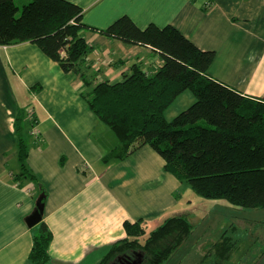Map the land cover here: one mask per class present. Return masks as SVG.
Instances as JSON below:
<instances>
[{
    "label": "crops",
    "instance_id": "0c3cea01",
    "mask_svg": "<svg viewBox=\"0 0 264 264\" xmlns=\"http://www.w3.org/2000/svg\"><path fill=\"white\" fill-rule=\"evenodd\" d=\"M69 1L83 8L84 36L92 48L86 65L94 84L119 82L136 64L151 73L161 65V55L150 47L103 32L129 15L142 28L173 25L199 48L214 50L210 77L264 99V0ZM87 89L79 74L66 73L37 44L0 45V264H33L39 226L30 228L26 219L42 190L43 221L53 235L49 264H98L126 237L124 221L141 220L149 232L167 217L194 209L179 202L182 182L150 145L125 159L106 160L119 139L82 96ZM29 96L26 117L22 102ZM19 115L39 131L38 138L26 132L28 165L38 182L17 177Z\"/></svg>",
    "mask_w": 264,
    "mask_h": 264
},
{
    "label": "trees",
    "instance_id": "16d2710c",
    "mask_svg": "<svg viewBox=\"0 0 264 264\" xmlns=\"http://www.w3.org/2000/svg\"><path fill=\"white\" fill-rule=\"evenodd\" d=\"M83 8L69 0H0V45L32 42L66 73L79 74L87 91L82 96L100 120L117 135L119 144L107 159H125L150 145L165 160V169L187 182L200 195L226 199L243 207H264V99L243 95L210 77L214 50H203L173 25L140 27L129 15L103 32L126 42L147 46L162 57L150 72L140 64L124 79L91 81L88 57L92 48L84 36ZM195 102L169 120L165 111L186 91ZM20 172L17 177L38 182L28 165V135L24 118H16ZM46 193L42 190L40 195ZM40 195L37 197L39 199ZM30 253L33 264H49L52 232L42 220ZM126 237L116 241L98 264L119 258L141 264H167L195 231L187 214L167 217L147 232L141 220L124 221ZM226 230L219 240L206 242L214 264H223L236 241Z\"/></svg>",
    "mask_w": 264,
    "mask_h": 264
},
{
    "label": "rangeland",
    "instance_id": "374dc122",
    "mask_svg": "<svg viewBox=\"0 0 264 264\" xmlns=\"http://www.w3.org/2000/svg\"><path fill=\"white\" fill-rule=\"evenodd\" d=\"M22 7L26 0H16ZM25 96V95H23ZM31 97L22 102L24 114L27 117ZM191 91L184 92L166 109V117L171 120L181 111L195 102ZM24 133L32 131L34 126L24 120ZM29 140V136H28ZM179 202L186 207H192L187 216L195 225V231L186 244L180 248L167 264H201V260L208 250L204 246L208 241H217L226 230L236 241V246L230 257L223 264H264V207H243L231 204L226 199L203 197L197 193L189 183L182 182ZM149 228V227H147ZM216 257L208 256L202 264H214Z\"/></svg>",
    "mask_w": 264,
    "mask_h": 264
},
{
    "label": "water",
    "instance_id": "95a60500",
    "mask_svg": "<svg viewBox=\"0 0 264 264\" xmlns=\"http://www.w3.org/2000/svg\"><path fill=\"white\" fill-rule=\"evenodd\" d=\"M45 198L44 194L40 195L39 199L36 202V208L35 210L27 217L26 222L27 225L32 228L36 225H38L43 220L44 215V207L45 202H43V199ZM119 262L117 264H141L142 260L140 259H133V258H119Z\"/></svg>",
    "mask_w": 264,
    "mask_h": 264
},
{
    "label": "built area",
    "instance_id": "2783aa9c",
    "mask_svg": "<svg viewBox=\"0 0 264 264\" xmlns=\"http://www.w3.org/2000/svg\"><path fill=\"white\" fill-rule=\"evenodd\" d=\"M30 117L33 118V116L30 114ZM32 134L35 135L37 138L39 137V131L38 128L36 127V130L32 131Z\"/></svg>",
    "mask_w": 264,
    "mask_h": 264
}]
</instances>
